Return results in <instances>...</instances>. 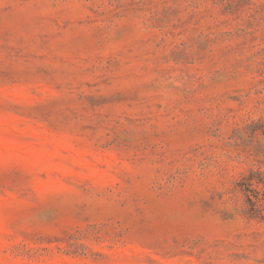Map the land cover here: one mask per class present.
Wrapping results in <instances>:
<instances>
[{
  "label": "rangeland",
  "instance_id": "rangeland-1",
  "mask_svg": "<svg viewBox=\"0 0 264 264\" xmlns=\"http://www.w3.org/2000/svg\"><path fill=\"white\" fill-rule=\"evenodd\" d=\"M260 119L264 0H0V264H264Z\"/></svg>",
  "mask_w": 264,
  "mask_h": 264
},
{
  "label": "trees",
  "instance_id": "trees-1",
  "mask_svg": "<svg viewBox=\"0 0 264 264\" xmlns=\"http://www.w3.org/2000/svg\"><path fill=\"white\" fill-rule=\"evenodd\" d=\"M241 136L256 166L249 168L236 182L244 197L243 212L264 221V170L261 169L264 165V119L245 126Z\"/></svg>",
  "mask_w": 264,
  "mask_h": 264
}]
</instances>
